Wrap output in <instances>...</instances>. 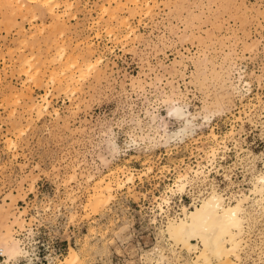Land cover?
Masks as SVG:
<instances>
[{
    "label": "rangeland",
    "instance_id": "rangeland-1",
    "mask_svg": "<svg viewBox=\"0 0 264 264\" xmlns=\"http://www.w3.org/2000/svg\"><path fill=\"white\" fill-rule=\"evenodd\" d=\"M39 1L0 0V235L10 229L28 249L9 264H31L24 240L67 247L42 264L69 246L79 264L147 261L182 204L211 187L248 192L264 153V0H54L51 11ZM168 96L201 124L169 144L142 139ZM101 175L112 196L93 211ZM263 210L251 238L264 245ZM237 264L264 258L251 251Z\"/></svg>",
    "mask_w": 264,
    "mask_h": 264
},
{
    "label": "bare ground",
    "instance_id": "bare-ground-1",
    "mask_svg": "<svg viewBox=\"0 0 264 264\" xmlns=\"http://www.w3.org/2000/svg\"><path fill=\"white\" fill-rule=\"evenodd\" d=\"M53 1L54 0H40L39 4L51 11L52 8L50 4ZM63 52L64 51L61 50L58 54L61 56ZM85 64L87 67H93L94 63L89 60ZM51 81H53V76ZM246 82L247 81H245V83ZM232 86L233 85H231V87ZM233 90L234 89H232V91ZM177 93L182 95L183 91ZM45 95L42 96L44 103H39L40 105L34 103L35 106L33 105L39 113L48 105V100ZM169 97L170 96H168V98ZM168 98L166 99L168 100ZM170 101L164 114L151 112L150 122L154 121L157 123L158 121V123L154 125L155 132L153 134L144 132L142 139L144 136H148V139H155L158 137L163 143L169 144L172 139H182L184 136L190 135L193 128L201 124L195 121L197 113L189 109H184L183 107L185 106H183V102H175L172 98ZM148 111L149 110H147V112ZM203 117L208 118V112L207 114H203ZM169 120L179 121V126L175 129L169 128ZM210 131V134L215 137L213 127L210 128ZM155 134H157V137ZM154 141H156V139ZM110 145L112 146V152L117 149L113 141H111ZM199 172L202 173V170L196 168L194 170V174L196 173L195 176ZM131 175L127 178L129 179ZM127 178L126 180H128ZM188 179L187 174L180 175L176 187L183 190L187 182H189ZM121 183H119V185ZM92 190L88 206H90L91 210L97 211L111 198L112 186L110 181L101 175L94 180ZM160 209H162V207H160ZM263 209L264 153L262 156L261 170L253 175L251 186L248 187V192L242 191L240 194L224 196L223 193L211 187V190L197 201H194L192 206L182 204L180 215L168 216L165 226L163 225L164 228H160L162 231L161 234H163V238L166 239L167 244H160L161 246L153 247L152 250L149 251L150 254L144 251V253H142V258L144 257L147 261L140 260L151 263L156 261L164 264H181L182 258L184 264H215V259L219 264H234L235 261L237 264V261L242 258V253L250 255L251 251L256 252L257 258H264L263 242H257L255 239L251 238L253 221H255L254 218L256 217V213ZM0 237L2 238L1 242L3 245L0 249V255H5L6 264H9L11 260L16 262L27 256L28 249L21 247L18 242L19 239L12 236L10 229L5 230ZM166 248L170 252V255L165 251ZM182 249L188 251L190 255L187 257L182 255ZM230 254L232 257H230ZM81 259L82 257L78 252L72 246H69L66 255L58 259V264H79L81 263ZM27 261L29 262V260ZM44 264L53 263L49 261Z\"/></svg>",
    "mask_w": 264,
    "mask_h": 264
},
{
    "label": "built area",
    "instance_id": "built-area-1",
    "mask_svg": "<svg viewBox=\"0 0 264 264\" xmlns=\"http://www.w3.org/2000/svg\"><path fill=\"white\" fill-rule=\"evenodd\" d=\"M18 235L25 236L24 234H29V231H27L26 228H20L17 232ZM33 232H31L30 235H32ZM27 237V236H26ZM27 241V242H26ZM24 243L27 247H30V254H29V260L31 264H42L44 261H47V255H50L51 253L54 254L56 257L60 258L62 254L67 250V247L64 245L63 242H46L44 244L43 242H40V244H36L37 242L34 240L33 245L30 244V241L24 240ZM45 251H48V254L45 255ZM181 264H184L182 262L181 258ZM99 264H162L158 263L156 261L154 262H145L142 260H136L135 262H128L124 257H116L115 263L112 261V258H105L100 262Z\"/></svg>",
    "mask_w": 264,
    "mask_h": 264
}]
</instances>
